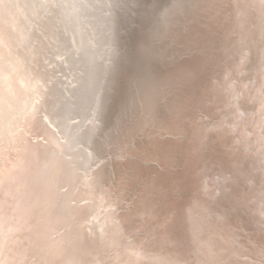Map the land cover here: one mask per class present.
Here are the masks:
<instances>
[{
	"label": "bare ground",
	"instance_id": "obj_1",
	"mask_svg": "<svg viewBox=\"0 0 264 264\" xmlns=\"http://www.w3.org/2000/svg\"><path fill=\"white\" fill-rule=\"evenodd\" d=\"M262 36L260 0H0V264H260Z\"/></svg>",
	"mask_w": 264,
	"mask_h": 264
},
{
	"label": "snow or ice",
	"instance_id": "obj_2",
	"mask_svg": "<svg viewBox=\"0 0 264 264\" xmlns=\"http://www.w3.org/2000/svg\"><path fill=\"white\" fill-rule=\"evenodd\" d=\"M260 3L262 5H264V0H260ZM262 39H264V36H262ZM250 55H251V53L248 50L243 51L242 54L240 55L239 64L237 66V71H238V74L241 76L247 74L244 71V69L246 68L247 64L250 62ZM255 75L259 76L261 81H262L260 84V87L256 89V96L252 97V99L255 100V99H257V97L259 98V104H260L259 112L261 114V119H260V123H259L261 135L259 137V142H260L261 147L258 149V151H260L262 153L261 163L264 164V47H261V49H260L259 62H258V65L256 66V69H255ZM193 76H194V74L189 73L186 78L192 79ZM223 79H224L225 84H226L225 91L229 94V96L231 98L229 100V106L236 110L235 114L240 119H244L246 114L243 111H241L240 107H239V101L243 97L244 93L241 91H237V89H236L237 81L235 79H232L231 70L225 72ZM214 83H215V81H214ZM250 83L255 84V79L250 81ZM244 87L246 88L247 85H245ZM203 119H206V117H204ZM228 126L233 128V129H235L237 127L236 124H231ZM212 130L213 129H211V128L208 129V131H212ZM179 132H180V129L177 126L176 133L178 134ZM244 136L250 137L251 133L245 132ZM204 139L206 140L207 137H205ZM202 143H203V141H202ZM235 144L236 145L243 144L245 151H248L252 147V145L250 143H248L247 140L237 139L235 141ZM260 171L262 173H264V167H262L260 169ZM230 179H231V177H224V183H227ZM219 180H220V178L217 177V181H219ZM247 183L251 187V186H253L254 181H253V179L249 178L247 180ZM202 188L206 194L214 193L215 195H219L218 187L217 188L210 187L209 183L206 179L203 181ZM213 198H214V196H213ZM189 214H191V210H190ZM259 215H260L262 221H264V184H262L261 207H260ZM171 219L172 218L169 217L168 221L170 222ZM217 219H218V221H222L223 217H218ZM261 228H264V223H261ZM259 255L262 258L260 261V264H264V246L261 247ZM238 259H239V257H237V260ZM220 264H230V262L229 261H220Z\"/></svg>",
	"mask_w": 264,
	"mask_h": 264
}]
</instances>
